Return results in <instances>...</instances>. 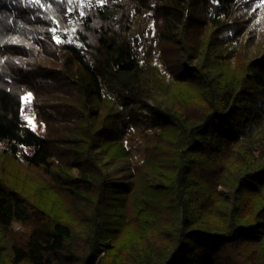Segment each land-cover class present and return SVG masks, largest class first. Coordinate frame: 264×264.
Masks as SVG:
<instances>
[{
  "label": "trees",
  "instance_id": "1",
  "mask_svg": "<svg viewBox=\"0 0 264 264\" xmlns=\"http://www.w3.org/2000/svg\"><path fill=\"white\" fill-rule=\"evenodd\" d=\"M242 1L0 0V164L44 185L0 169V264H264V46ZM133 133L142 165L107 181Z\"/></svg>",
  "mask_w": 264,
  "mask_h": 264
},
{
  "label": "rangeland",
  "instance_id": "2",
  "mask_svg": "<svg viewBox=\"0 0 264 264\" xmlns=\"http://www.w3.org/2000/svg\"><path fill=\"white\" fill-rule=\"evenodd\" d=\"M80 4L86 7L98 8L104 3V0H78ZM241 11L239 12V17L243 20H246L245 27L248 30H245V34L249 32L251 37V44L249 49L250 51H260L264 46V0H243L239 4ZM70 19H73V16H69ZM244 34V35H245ZM242 36L241 38H243ZM55 40L58 43L65 44L66 41L61 38V36L55 32ZM241 40V39H240ZM8 65V64H7ZM33 86V89L37 91V94H52V92L61 93L62 85L53 84L45 80L38 81ZM59 90V91H56ZM33 91H25L21 95L23 106H22V120L25 126L38 130L39 125L35 119V107H34V97ZM117 108L122 112V120L127 125H130L129 120V109L126 105L121 102H117ZM126 146L129 149L130 155L123 158L115 159H105L103 163V170L106 176L107 181L127 184L133 179V173L135 168H138L142 165L145 159V151L150 147L151 142L148 141L146 137L141 134H129L126 137ZM3 148V145L0 143V150ZM257 150L254 148L253 153L256 154ZM0 169L4 172L2 173L3 177L8 180L10 183L13 181V176L10 174V170L15 169L18 172L16 181L22 177H26L29 181L35 184L38 187H42L43 182L39 177V174L33 169H26L24 165H17L15 163L3 162L0 164ZM45 190V189H44ZM13 229L16 231L23 230L22 226L17 223H12Z\"/></svg>",
  "mask_w": 264,
  "mask_h": 264
},
{
  "label": "snow or ice",
  "instance_id": "3",
  "mask_svg": "<svg viewBox=\"0 0 264 264\" xmlns=\"http://www.w3.org/2000/svg\"><path fill=\"white\" fill-rule=\"evenodd\" d=\"M36 2L38 3V2H39V0H36Z\"/></svg>",
  "mask_w": 264,
  "mask_h": 264
}]
</instances>
